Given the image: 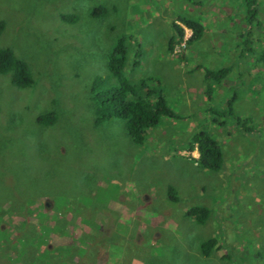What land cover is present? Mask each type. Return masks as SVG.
<instances>
[{"label":"rangeland","instance_id":"374dc122","mask_svg":"<svg viewBox=\"0 0 264 264\" xmlns=\"http://www.w3.org/2000/svg\"><path fill=\"white\" fill-rule=\"evenodd\" d=\"M99 5L109 8L106 17H93ZM256 6L247 24L245 0H0V49L26 60L36 81L19 89L0 75V242L47 238L55 226L36 250L49 248L66 264H264V0ZM61 14L79 19L65 23ZM179 16L205 27L186 47L192 31L180 24L184 62L167 53ZM122 36L134 39L130 61L137 42L143 48L131 79L160 80L180 116L143 144L122 120L94 124L92 84L109 76L108 55ZM226 67L216 87L223 94L208 103L205 89L215 81L206 82V70ZM229 101L234 115H203L214 104L228 111ZM44 114L54 123H40ZM199 129L222 142L220 172L191 160L199 154L187 145ZM196 206L209 209L206 223L186 216ZM212 238L219 245L204 257L201 245Z\"/></svg>","mask_w":264,"mask_h":264},{"label":"trees","instance_id":"16d2710c","mask_svg":"<svg viewBox=\"0 0 264 264\" xmlns=\"http://www.w3.org/2000/svg\"><path fill=\"white\" fill-rule=\"evenodd\" d=\"M193 4L196 3L193 2ZM256 4L257 0H245L247 9L245 19L247 24L255 18V14L257 13ZM109 11V8L99 5L92 10V15L96 18L106 17ZM60 18L65 23H75L79 19L77 14H61ZM179 23L192 31V36L186 41V47H190L201 41L204 36L205 27L199 20L192 19L188 16H179L176 20H173L171 26L174 33L168 39L167 53L172 57L177 56V58L184 62L188 59L180 50L185 32ZM5 28L6 22L0 21V35L4 32ZM133 40V38L126 36H122L117 40L108 55L107 67L109 76L106 78L98 76L93 81L91 92L95 102L94 124L101 126L113 119L122 120L125 122L128 135L132 141L143 144L148 139L152 130L159 129L166 120H176L180 116L169 106L163 91L159 88L161 84L160 80L156 77L142 78L137 81L131 79V76L140 68L143 58V48L137 42L132 61H130L129 53L131 49L129 46ZM243 42L248 45L250 39L246 38ZM248 50L251 49L248 47ZM198 68L200 69L202 67L198 66ZM229 73V67L217 71L206 70V82L211 80L215 81L212 82V85H207L205 89L208 103H211L217 98L215 94H219L220 92L216 91L214 87L216 88L217 85L220 86L222 79ZM0 75H11L12 85L19 89L30 88L36 83L33 70L29 63L17 56L15 51L10 47L0 49ZM155 83L158 88L152 86ZM222 94L220 93L219 95L222 96ZM237 98L238 95L236 93L233 97H230V100H237ZM231 101L227 104L228 111L214 109L215 104L214 107L210 108L203 106V115L208 111L211 114H220L221 117L227 113L234 115L236 112L233 110ZM55 120L56 117L49 114H44L38 118V121L43 124H52ZM220 123L221 126L219 128L226 127V122L221 120ZM187 149L190 152L197 150L199 154L198 158H191L197 164V167L215 173L222 170L224 164L222 142L211 131L199 129L191 137ZM168 193L170 194V200L177 202L178 197L175 187L170 186ZM186 216L195 219L199 224H204L210 216V211L207 207H191L186 210ZM46 230L48 231L46 232L47 238H42L44 237L43 235L36 233L27 239L21 237L20 241L13 242L9 238L7 239L9 236L7 235L4 241L0 242V264H66V259L61 260L56 252L49 248H46L41 253L38 251L39 249L36 250L37 246L49 240L48 234L51 236L57 232L55 226H49ZM0 233L3 234L1 230ZM217 245L219 244L216 238L206 240L201 245L202 255L204 257H210L217 248ZM62 248H66L68 253L71 252L70 247ZM33 255L35 257L33 261H29V258H32L31 256ZM62 255L67 256V254Z\"/></svg>","mask_w":264,"mask_h":264},{"label":"crops","instance_id":"0c3cea01","mask_svg":"<svg viewBox=\"0 0 264 264\" xmlns=\"http://www.w3.org/2000/svg\"><path fill=\"white\" fill-rule=\"evenodd\" d=\"M175 20H176V19H175ZM200 21H201V20H200ZM201 23H202V21H201ZM179 24H181V23H179ZM203 25H204V24H203ZM203 37H204V36H203ZM198 70H199V69H198ZM216 87H217V86H216ZM214 89H216V91H217V88L214 87ZM202 93H203V92H202ZM204 95H205V94H204ZM191 96H192V95H190V93H188L187 100H186V103H187V104L191 103V101H192ZM203 100H207V99H206V95L204 96V99H203ZM200 103H201V105H203L202 102H200Z\"/></svg>","mask_w":264,"mask_h":264}]
</instances>
